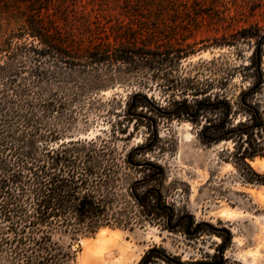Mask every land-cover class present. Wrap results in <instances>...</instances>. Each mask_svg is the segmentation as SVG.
Here are the masks:
<instances>
[{
	"label": "trees",
	"instance_id": "obj_1",
	"mask_svg": "<svg viewBox=\"0 0 264 264\" xmlns=\"http://www.w3.org/2000/svg\"><path fill=\"white\" fill-rule=\"evenodd\" d=\"M18 1L26 6L24 22L0 41V255L13 264H73L64 237L161 222L189 237L208 226L222 242L211 262L183 261L155 245L138 264H225L231 237L178 213L164 192L165 169L144 158L151 149L120 151L115 133L61 142L69 128L64 120L73 102L98 90L103 69L163 74L173 47L158 40V23L206 19L223 33L216 46L255 40L249 64L233 69L247 71L242 78H251L249 86L231 93L229 71L218 85H181L165 106L136 92L126 117L137 119L142 109L189 121L204 145L233 142L237 160L248 167L247 160L264 156V113L256 101L264 89V26L236 27L254 15L239 18L244 6L237 0ZM57 233L62 239H54Z\"/></svg>",
	"mask_w": 264,
	"mask_h": 264
},
{
	"label": "rangeland",
	"instance_id": "obj_2",
	"mask_svg": "<svg viewBox=\"0 0 264 264\" xmlns=\"http://www.w3.org/2000/svg\"><path fill=\"white\" fill-rule=\"evenodd\" d=\"M237 3L244 6L239 8V18L254 15L251 22H241L236 27L257 23L264 26V0H237ZM25 9L21 1L0 0V41L12 31L18 32L24 22ZM156 26L158 40L165 47H173L172 61L167 62L163 74L153 77L152 72L148 74L145 70L103 69L96 78L98 90L85 94L66 111L64 125L69 128L65 129L61 142L91 140L98 136L110 138L115 133L120 151L145 144L146 149L151 150L144 158L165 169L164 192L178 213L191 215L196 224L203 222L222 229L225 237H231V241L226 242L225 264H264V156L247 160V167L237 160L233 142L204 145L197 137V128L189 121L169 120L142 109H138L142 114L139 118L129 120L126 117V104L136 92L165 106V98L173 92L179 94L181 85L189 81L201 86L208 82L218 85L229 71L234 76L230 77L228 87L231 93L238 95L252 80L242 78L248 75L247 71L235 73L233 69L249 64L255 40L242 42L238 47L216 46L215 39L221 38L223 33L216 32V27L206 19L192 22L173 16ZM262 68L264 71V57ZM256 101L264 113V89ZM103 229L118 232L119 238L111 242V247L108 245L102 255H95L99 254L95 253L97 249L105 246L103 240L99 241ZM62 236L57 233L54 239L60 240ZM89 240H92L94 251L89 252L86 264H138L145 252L155 245L164 247L183 261L211 262L209 257L217 252L222 242L208 226L192 237L179 230L169 232L161 222L135 225L132 230L102 227L78 240L64 237V243L70 246L73 264H84L85 246L79 243ZM0 264L13 263L0 255Z\"/></svg>",
	"mask_w": 264,
	"mask_h": 264
},
{
	"label": "bare ground",
	"instance_id": "obj_3",
	"mask_svg": "<svg viewBox=\"0 0 264 264\" xmlns=\"http://www.w3.org/2000/svg\"><path fill=\"white\" fill-rule=\"evenodd\" d=\"M264 164V163H263ZM100 235H102L101 236V239H99V241H101L102 242V240L105 242V246L104 247H102L101 248V250H96L95 251V253L98 251L99 252V254H95V255H100V253H101V255L103 254V252L106 250V249H108V247L110 246L109 244L112 242V243H115L116 241H117V239L119 238L118 236H119V233L118 232H111V231H109L108 229H103L101 232H100ZM118 237V238H117ZM92 240H89V241H81L80 243H79V245L80 244H83V246H85L84 247V258H83V262H84V264H86V262L85 261H87L86 259H87V256H88V254H89V252H93L94 251V246H93V243L91 242ZM109 245V246H108ZM112 245V244H111ZM111 247V246H110ZM89 257V256H88ZM92 259H93V256H92ZM96 261V260H95ZM94 260H93V262H95ZM87 262H89V261H87ZM90 262H92V261H90ZM96 263V262H95ZM94 263V264H95ZM90 264V263H89ZM122 264V263H121Z\"/></svg>",
	"mask_w": 264,
	"mask_h": 264
}]
</instances>
